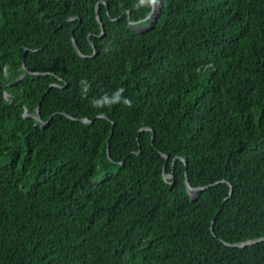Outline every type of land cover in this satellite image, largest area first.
I'll return each mask as SVG.
<instances>
[{"label":"trees","instance_id":"1","mask_svg":"<svg viewBox=\"0 0 264 264\" xmlns=\"http://www.w3.org/2000/svg\"><path fill=\"white\" fill-rule=\"evenodd\" d=\"M0 264H264V0H0Z\"/></svg>","mask_w":264,"mask_h":264},{"label":"water","instance_id":"2","mask_svg":"<svg viewBox=\"0 0 264 264\" xmlns=\"http://www.w3.org/2000/svg\"><path fill=\"white\" fill-rule=\"evenodd\" d=\"M156 5L154 4L153 5V10H152V12L150 13V15L148 16V17H152V16H155L157 13H156ZM99 21H101V18H99ZM131 25H134L135 24V22H131L130 23ZM137 30L138 31H144L145 30V28L144 27H141V26H139L138 28H137ZM74 44H75V46L77 47V49H78V51L81 53V54H83L82 52H81V50L79 49V47H78V45H77V42H76V40H74ZM26 51H27V49L25 50V53H26ZM84 55V54H83ZM85 56V55H84ZM22 63H23V67H24V69L26 70V71H28V72H30L29 71V69L27 68V66H26V63H25V59L23 58V60H22ZM17 82V81H16ZM39 110H40V103L38 104V107H37V114H35V118H37L39 121H41V118H40V113H39ZM102 117H105V118H108L107 117V115H101ZM52 118V117H51ZM50 118V119H51ZM90 119H83V121H89ZM48 122H43L42 124H47ZM148 128H145V130H147ZM154 139H155V133H154V131H153V135H152V141H154ZM163 154V156H165V158H168V155H166L165 153H162ZM108 156L110 157V159H111V156H110V147H109V145H108ZM112 161V160H111ZM164 175H165V177H171V175L170 174H168V173H166V171H165V167H164ZM186 183H187V188H188V191H189V193H190V195L192 196V198H195L196 197V192L198 191V190H203L204 188H206V187H193L191 184H190V182H189V178H188V173L186 172ZM246 244H248V243H236V244H234V245H236V246H244V245H246Z\"/></svg>","mask_w":264,"mask_h":264},{"label":"clouds","instance_id":"3","mask_svg":"<svg viewBox=\"0 0 264 264\" xmlns=\"http://www.w3.org/2000/svg\"><path fill=\"white\" fill-rule=\"evenodd\" d=\"M150 2H151V3H155V0H150ZM120 91L122 92L123 89H121ZM117 98H118V97H117ZM125 103H127V104L130 105L132 102H131V100H125ZM26 115L28 116V114H26Z\"/></svg>","mask_w":264,"mask_h":264}]
</instances>
